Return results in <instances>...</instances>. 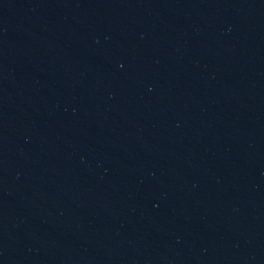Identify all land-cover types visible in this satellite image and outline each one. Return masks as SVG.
I'll list each match as a JSON object with an SVG mask.
<instances>
[{"label": "water", "instance_id": "95a60500", "mask_svg": "<svg viewBox=\"0 0 264 264\" xmlns=\"http://www.w3.org/2000/svg\"><path fill=\"white\" fill-rule=\"evenodd\" d=\"M0 264H264V0H0Z\"/></svg>", "mask_w": 264, "mask_h": 264}]
</instances>
